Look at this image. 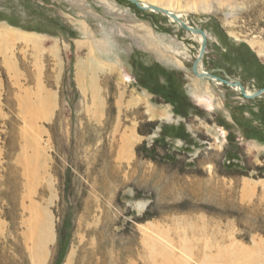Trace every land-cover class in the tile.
I'll return each mask as SVG.
<instances>
[{
    "label": "rangeland",
    "instance_id": "rangeland-1",
    "mask_svg": "<svg viewBox=\"0 0 264 264\" xmlns=\"http://www.w3.org/2000/svg\"><path fill=\"white\" fill-rule=\"evenodd\" d=\"M137 1L205 33L204 73L264 90V0ZM168 18L0 0V264H264V95L197 78ZM95 74L101 124L80 107Z\"/></svg>",
    "mask_w": 264,
    "mask_h": 264
},
{
    "label": "bare ground",
    "instance_id": "bare-ground-1",
    "mask_svg": "<svg viewBox=\"0 0 264 264\" xmlns=\"http://www.w3.org/2000/svg\"><path fill=\"white\" fill-rule=\"evenodd\" d=\"M137 2H138V5L137 6L140 5V6L144 7V10H148V12H150V13L153 12V13L161 14L162 16H164L166 18L169 17L171 19L170 20L168 18L170 21L174 22L176 25L180 26L181 28H182V23L185 24V25H187L188 27H190L189 24L184 21L183 14H182V12L180 11L179 8H174L172 5L162 7V5L160 6V5L154 4V3H156L155 1H152L151 4H147V3L143 2V1H140V2L137 1ZM140 9H142V8H140ZM191 33L194 35V37L199 41V43L202 46L203 43L205 42L204 37L201 34H199V33H195V32H191ZM259 54L263 57L264 56V51H260ZM198 59H200V56H199ZM198 70H199V73L200 74H202V75L203 74H207L208 77H209L208 78L209 80L207 78H200V80L210 81L212 84H215L217 86H221L222 84H224L222 82L224 80H221L220 78H217V77H215L213 75H210L209 73H204L203 72V67L200 64V60H199ZM125 78L126 79H129V76L126 75ZM227 82H229V81H227ZM228 86H230L233 91L242 94L244 98H245L244 93L248 97L255 96V93L254 92L249 91V89L248 90L247 89H243V87H241V85L239 83H237V82L236 83L229 82V85ZM261 94H262V96L264 95V90H262V93ZM210 96H206V95L205 96H198L197 95V98L196 99H197V102L200 105H205L206 108L210 110L213 107L212 100H211L213 98L210 97Z\"/></svg>",
    "mask_w": 264,
    "mask_h": 264
},
{
    "label": "crops",
    "instance_id": "crops-1",
    "mask_svg": "<svg viewBox=\"0 0 264 264\" xmlns=\"http://www.w3.org/2000/svg\"><path fill=\"white\" fill-rule=\"evenodd\" d=\"M108 65L110 67H112V65H110V64H108ZM109 66H108V68H109ZM98 75L95 74L94 77L90 79V81L88 80L89 82L87 81L86 83L82 84L83 88H85V91H86L85 94L88 97L87 98L88 100H87V102H85V98L83 96L81 101H80L81 112L88 115L89 119L94 124L103 123L105 121V118L107 115V98L103 92H100L98 90V84L96 81ZM87 88H89V90H87ZM145 97L146 96H133V97L125 100V102L129 103V105H135L140 99L143 100ZM155 112L157 113V116H158L157 120L158 121H164L166 119L167 113H165L161 110H158V109H155ZM123 155L125 156V152H124V149H121L118 156L120 158H122Z\"/></svg>",
    "mask_w": 264,
    "mask_h": 264
},
{
    "label": "water",
    "instance_id": "water-1",
    "mask_svg": "<svg viewBox=\"0 0 264 264\" xmlns=\"http://www.w3.org/2000/svg\"><path fill=\"white\" fill-rule=\"evenodd\" d=\"M127 1H129V2H131V3H133V4H135V5H138V2L136 1V0H127ZM178 20V19H177ZM182 28L183 29H185V30H188V31H191V32H195V33H199V34H201L203 37H204V40H205V42L203 43V45H202V47H201V51H200V61H202L203 60V56H204V53H205V49H206V35H205V33L203 32V31H201L200 29H195V28H193V27H188L187 25H185V24H183L182 23ZM199 60H197L195 63H194V65H193V68H192V70H193V73H194V75L197 77V78H209L208 77V75L207 74H200L199 73V70H198V65H199ZM209 80V79H208ZM224 84H226V85H229V82H227V81H222ZM262 91H259L257 94H255V96H253V97H248V96H246L245 95V93H244V96H245V98H248V99H254V98H257V97H261L262 96Z\"/></svg>",
    "mask_w": 264,
    "mask_h": 264
}]
</instances>
